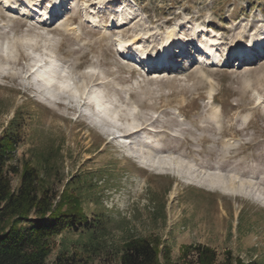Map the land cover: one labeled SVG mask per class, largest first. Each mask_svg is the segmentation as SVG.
Returning a JSON list of instances; mask_svg holds the SVG:
<instances>
[{
    "label": "rangeland",
    "instance_id": "1",
    "mask_svg": "<svg viewBox=\"0 0 264 264\" xmlns=\"http://www.w3.org/2000/svg\"><path fill=\"white\" fill-rule=\"evenodd\" d=\"M13 2L14 12L0 3V29L19 49L14 73L0 80V135L8 130L16 141L12 186L29 162L54 191L80 196L91 224L53 237L48 263L67 252L84 264H119L125 241L136 236L159 240L180 264L184 250L200 244L220 263L229 253L264 264V0ZM124 41L135 47L128 57L156 60L167 50L169 61L149 70L119 52ZM238 47L250 50L231 52ZM33 51L57 60L74 85L101 78L90 84L103 81L113 105L123 104L121 121L129 114L137 129L128 133L123 120L110 133L103 117V127L91 122L98 114L88 95L82 104L69 90L49 96L32 77ZM239 54L255 57L241 64ZM156 156L181 160L206 181L151 168L144 159ZM216 175L251 191L209 184ZM187 260L196 264L197 254Z\"/></svg>",
    "mask_w": 264,
    "mask_h": 264
},
{
    "label": "trees",
    "instance_id": "2",
    "mask_svg": "<svg viewBox=\"0 0 264 264\" xmlns=\"http://www.w3.org/2000/svg\"><path fill=\"white\" fill-rule=\"evenodd\" d=\"M15 149L14 134L6 130L0 135V264H49L53 237L91 224L81 197L67 187L61 193L54 191L29 162L24 163L20 184L14 189L10 173L18 170L9 162ZM191 251L197 254L196 264H246L229 253L220 263L216 251L202 244L194 250L186 248L182 264H189ZM120 253L119 264H180L173 261L169 247L161 248L159 240L144 237L126 240ZM54 264L84 263L75 255L61 252Z\"/></svg>",
    "mask_w": 264,
    "mask_h": 264
},
{
    "label": "bare ground",
    "instance_id": "3",
    "mask_svg": "<svg viewBox=\"0 0 264 264\" xmlns=\"http://www.w3.org/2000/svg\"><path fill=\"white\" fill-rule=\"evenodd\" d=\"M26 1H28V0H26ZM1 2L5 5V7H7V8L4 7L6 11L14 12L15 9L17 8V6H16L15 2H13V0H2V1H0V3ZM58 4L59 3L57 2L56 5H58ZM108 4L111 7L112 6L115 7L117 5V3H114V2H109ZM55 7L56 6L51 5L52 9H55ZM106 15H108V14H106ZM43 17L51 20V19H53L54 16H53V14L50 16L49 13H46L43 15ZM46 19H43V20H46ZM7 25L8 24L6 23V26ZM173 39L174 38H173L172 33H169V35L167 37V44H168L169 50L172 48V46H169V44L173 41ZM27 40L32 42V41H34V38H29ZM16 42H15V38L10 41L9 36L6 35L4 37L3 31L0 29V53H2V55L4 56V59H0V80L3 79L2 76L4 75V73L5 74H8L10 72L14 73L13 71H15L13 68H11L12 67L11 65H12V63L13 64L16 63L18 60L17 54L19 52V49H18ZM181 42L183 43V41H181ZM184 44L185 43H183L182 45L184 46ZM120 45H121V49L123 51H126L127 47L129 46L127 41H124ZM44 50H46V49H44ZM163 50H165V49L163 48ZM249 50H250V48H248V47L244 48V49H241L238 47V48L232 49L231 52L234 54H236V53H247ZM170 51H167V50L164 51L163 55H168ZM186 51L187 52L189 51L188 47H187ZM32 53H33V56L35 58H38V59H34V60L32 59L33 62L35 63L34 65L31 66V71L33 73L32 77L34 78L36 85L44 88L45 91L49 94V96H53L54 98H58L59 94L62 91L69 90L71 93V96L75 97L77 100L79 99L80 104H82L84 102V97L86 95H88L86 105H88V104L92 105L93 108L95 109L96 113L98 114V115L96 114L97 117H95L94 120L97 121L98 123L103 124V122L100 120L101 119L100 116L103 117L102 119H105L106 123H107L104 126V128L106 130H108V132L111 133V130L112 131L116 130L115 129L116 126H114V125L120 124V122H122L123 120H125V121L122 123V125H125L127 127L126 129L125 128L124 129H125V131L127 130L128 133L134 132L137 129L138 126H137L136 120L134 119L135 117L134 118L131 117L132 118L131 119V118H129V114H124V118L121 121V118L119 117V115L121 114L120 108L123 107L122 106L123 104L119 101L118 105H116V106L113 105L112 100L115 101L116 99L111 100L110 99L111 97L108 95V93L101 88V86H102L101 84L104 83L103 81H99L98 83H95L93 85L90 84L91 82L93 83L94 81L101 79V78L96 79L95 75H91V76L87 75L88 78L89 77L91 78L90 83H87L88 81L86 82V78H84V80L81 82V85H82L81 87L78 85H74L75 83L72 82V78L69 75V73L67 72V70L65 68H63L62 66L60 67V64L57 60L53 59L52 57L48 56L47 54L43 53V55H42L39 51L38 52L33 51ZM142 54H145V53L143 52ZM147 55L148 56L145 55V57H147V59L153 58V57H150L149 54H147ZM128 56H130V54H128ZM46 60H48L49 62H46ZM161 66L158 67V69L161 68ZM168 66L169 65H167L166 67H168ZM151 70H153V69H151ZM89 84L92 85V87L90 89L91 91L88 92ZM85 107H88V106H85ZM87 111H89V110H87ZM130 111H132V110H130ZM130 111L128 110V112H130ZM88 113L92 114V112H88ZM131 115H132V113H131ZM129 119H131V120H129ZM112 124H114V125H112ZM119 132L121 133V131H119ZM110 135H112L111 138L115 139V136H113V134H110ZM121 136L125 137V138L127 137L124 135H121ZM124 140H126V139H124ZM132 151H133V149H132ZM146 151H149V150H146ZM144 160H145V162H147L151 166V168H153L154 166H158V168L161 170H166L167 168H169V169L173 168L175 171V167H176V169H177L176 173H178L179 176L182 175L183 172H187L188 176L190 178L189 179L190 181L203 182V181H206V178H207V177L205 178V176H201L200 174H198L197 169L194 170V169H192L193 167L184 168L183 167L184 165L182 166L180 163L181 160L178 161L176 159L175 160L174 159H168V158H165L164 156H162V157L156 156V157H150V158L145 157ZM207 181L209 182V184L218 185L222 190L230 192V193H237V192L250 193L249 191H251V190H249L250 188L247 187L245 183L242 182V183L236 185L233 180L227 179L221 175L211 176ZM262 201L264 202V198Z\"/></svg>",
    "mask_w": 264,
    "mask_h": 264
}]
</instances>
